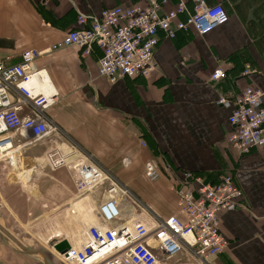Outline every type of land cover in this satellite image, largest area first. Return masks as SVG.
I'll return each mask as SVG.
<instances>
[{
  "label": "crops",
  "instance_id": "1",
  "mask_svg": "<svg viewBox=\"0 0 264 264\" xmlns=\"http://www.w3.org/2000/svg\"><path fill=\"white\" fill-rule=\"evenodd\" d=\"M178 1L169 0L165 10ZM186 1L192 8L193 1ZM204 1L223 4L228 23L206 37L192 31L172 40L161 37L157 68L148 79L109 83L99 76V49L88 58L75 46L51 51L78 28L79 15L98 16L104 9L145 0H0V61L18 64L23 52H40L36 66L47 70L60 96L48 117L147 208L139 210L131 197L116 196L121 217L111 227L130 221L150 226L151 215L165 219L176 214L173 185L185 174L210 182L231 174L244 199L222 214L220 228L229 245L210 264H264V149L241 155L230 147L232 107L219 104L221 99L232 102L249 86L264 90V0ZM218 67L227 78L213 82ZM248 67L252 74L240 77ZM64 141L54 133L35 146L19 148L15 137L19 152L14 155L21 166L0 160V219L23 228L18 229L21 238L16 236L22 249L0 242V264H65L30 243L80 247L88 229L101 224L98 208L109 199L106 192L97 189L81 197L70 169L52 170L42 163L50 148H67ZM23 159L27 167L35 165L24 173L27 187L13 177L22 170ZM156 159H161L160 167ZM148 162L158 167L154 181L145 174ZM74 222L77 228L71 226ZM27 232L32 237H22ZM164 264L197 263L181 254Z\"/></svg>",
  "mask_w": 264,
  "mask_h": 264
},
{
  "label": "built area",
  "instance_id": "2",
  "mask_svg": "<svg viewBox=\"0 0 264 264\" xmlns=\"http://www.w3.org/2000/svg\"><path fill=\"white\" fill-rule=\"evenodd\" d=\"M179 0L165 10L169 0H145L129 6H115L98 16L79 15L78 28L68 32L52 46L57 52L66 47H78L82 58L99 49V76L113 84L119 79H148L156 71L155 51L160 39H175L178 33L194 32L206 37L229 21L223 4L208 5L204 0ZM41 53L27 50L18 64L0 61V160L12 166L15 137L19 148H27L50 138L56 131L48 112L59 100L46 69L36 66ZM9 61L10 59L7 58ZM252 74L250 67L240 77ZM227 78L218 67L211 81ZM219 104L232 107L228 135L229 146L241 155L264 149V90L245 88L232 102L221 99ZM145 146L146 144L143 143ZM62 147V146H61ZM55 146L45 154V166L56 170L70 169L80 196H86L109 184L108 200L98 208L101 224L88 229L80 247L69 246L65 253L55 249L65 264H164L186 254L197 264H210L227 249L229 242L221 232L222 214L241 206L244 192L231 176L217 182L185 174L174 181L177 213L165 219L152 218V224L141 221L110 225L121 217L116 196L130 197L109 175L75 147ZM157 165L146 164V176L158 179ZM59 245V244H58Z\"/></svg>",
  "mask_w": 264,
  "mask_h": 264
},
{
  "label": "rangeland",
  "instance_id": "3",
  "mask_svg": "<svg viewBox=\"0 0 264 264\" xmlns=\"http://www.w3.org/2000/svg\"><path fill=\"white\" fill-rule=\"evenodd\" d=\"M49 114V113H48ZM49 121H50V123L55 127V129H56V131H55V133L56 134H58L60 137H62L63 138V140H65L63 143H66V145H68L69 147H75V148H77L79 151H81L82 149H80V148H78V147H76L75 145H77L76 144V142L74 143V141L72 140H69V138L68 137H66L65 136V134H63V132H62V130L59 128V126L58 125H56L55 124V120H53V119H51L50 117H49ZM35 146V145H34ZM62 147H64V146H62ZM66 147V146H65ZM81 152H83V151H81ZM13 163H12V166H13V168H19L21 165H20V162L15 158V155H13ZM44 159H45V156H44ZM44 159H43V164H44ZM154 162L160 167L161 166V159L160 160H158V159H156V160H154ZM45 165V164H44ZM35 168V165H33L32 167L30 166V167H27V164H26V162H25V160L23 159V161H22V170L20 171V173H22V174H20V173H18V176H19V178H18V176H13V177H15L14 178V180H17V179H19V180H21L22 181V184L25 186L26 185V183L27 182H25V180H22L23 178H25V176L27 175V174H24V173H26V172H28L29 170H31V169H34ZM30 176V175H29ZM195 176V175H194ZM225 176H231L232 178H233V181H234V183H235V185L236 186H238L239 188H240V186L237 184V182L235 181V179H234V177L231 175V174H226ZM116 183H118L122 188H124L125 190H127V191H129V195H130V199H131V201L135 204V206H137V208L139 209V210H142V211H144V210H146L147 211V208H145V206L140 202V200L135 196H133V192L129 189V188H127L125 185H123L122 183H120V182H118L115 178H113L112 176H110ZM195 177H204V176H202V175H200V176H195ZM222 177H224V176H222ZM221 177V178H222ZM25 187H27V185L25 186ZM108 188H109V184L108 183H106V185L105 186H102V187H100V188H98V190L99 191H103V193H105L107 190H108ZM82 197V196H81ZM152 217H157V216H154V215H151ZM2 219V220H1ZM1 219H0V242L1 241H3V243H8V244H11V246H15V245H17L18 247H20L21 249H22V243H20L19 241H18V239H16V236H19L20 238H21V235L19 234V230L18 229H23V228H21L18 224H15V223H13V224H11V223H3V217L1 216ZM77 220L76 218H72L71 217V220L73 221V220ZM152 219V218H151ZM6 225V226H5ZM75 225V226H74ZM71 226H74V227H78V223L77 222H74V223H71ZM10 230V231H9ZM29 230V229H28ZM30 231V230H29ZM24 236H28V237H32V236H30V234H29V232H27V235L26 234H23V236L22 237H24ZM34 237H36V236H34ZM39 241H41V244H40V242H39V245L37 244V245H34L33 243H30V245L29 246H31V248H35V249H39V250H44L46 253H47V255H53V257H54V259L55 260H59V261H62V259H61V257L58 255V253L53 249V246L56 244L55 242H48V240H45V241H42V240H39ZM19 242V243H18ZM42 245V246H41ZM73 245V244H72ZM24 246V245H23ZM73 246H75V245H73ZM24 248H27L26 246H24ZM28 250L30 249V247H28L27 248ZM51 254H50V253Z\"/></svg>",
  "mask_w": 264,
  "mask_h": 264
},
{
  "label": "water",
  "instance_id": "4",
  "mask_svg": "<svg viewBox=\"0 0 264 264\" xmlns=\"http://www.w3.org/2000/svg\"><path fill=\"white\" fill-rule=\"evenodd\" d=\"M55 249L61 253H65L69 249V244L67 242H62L57 245Z\"/></svg>",
  "mask_w": 264,
  "mask_h": 264
},
{
  "label": "bare ground",
  "instance_id": "5",
  "mask_svg": "<svg viewBox=\"0 0 264 264\" xmlns=\"http://www.w3.org/2000/svg\"><path fill=\"white\" fill-rule=\"evenodd\" d=\"M21 150V149H20ZM22 152V151H21ZM18 154V153H17ZM17 157H19V156H17V155H15V158L18 160V158ZM20 158V157H19ZM19 161V160H18ZM20 162V161H19ZM20 169H22V168H20ZM81 242V241H80ZM82 243V242H81ZM77 244V243H76ZM73 247H76V246H73ZM77 247H78V245H77Z\"/></svg>",
  "mask_w": 264,
  "mask_h": 264
}]
</instances>
